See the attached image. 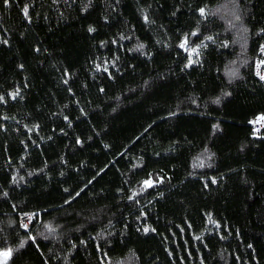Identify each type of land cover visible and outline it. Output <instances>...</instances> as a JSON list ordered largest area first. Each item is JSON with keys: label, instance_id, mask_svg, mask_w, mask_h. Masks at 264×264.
<instances>
[{"label": "trees", "instance_id": "16d2710c", "mask_svg": "<svg viewBox=\"0 0 264 264\" xmlns=\"http://www.w3.org/2000/svg\"><path fill=\"white\" fill-rule=\"evenodd\" d=\"M226 1L0 0L1 264H264V0Z\"/></svg>", "mask_w": 264, "mask_h": 264}, {"label": "built area", "instance_id": "2783aa9c", "mask_svg": "<svg viewBox=\"0 0 264 264\" xmlns=\"http://www.w3.org/2000/svg\"><path fill=\"white\" fill-rule=\"evenodd\" d=\"M251 70L253 77L264 87V79H261V77L264 76V29L260 33ZM250 130L254 136H259L264 132V115H257L251 119ZM34 219L33 212H21L17 216L18 227L21 230H27Z\"/></svg>", "mask_w": 264, "mask_h": 264}, {"label": "rangeland", "instance_id": "374dc122", "mask_svg": "<svg viewBox=\"0 0 264 264\" xmlns=\"http://www.w3.org/2000/svg\"><path fill=\"white\" fill-rule=\"evenodd\" d=\"M235 11H236V9H235V6L233 4V1H228L227 0L226 2H224L222 4L221 7H219L218 12H217V17L219 18L220 21H222L224 24H226V26L231 27L229 25V23L227 22L229 20L228 19H224L223 16H226V18H229L230 17L229 18V19H231L230 21L233 20L235 22V20L238 19V18H236L234 16L235 15ZM238 25L239 24L236 25L237 28L235 29V32L236 33H235V36H234L235 40L233 42H234V45L238 48V50L241 52L244 49V44H243V39H244L243 38V35H244V32H243L242 28L240 26H238ZM231 29L234 32V26L231 27ZM231 74H233V73H231ZM224 75L227 76V77H231V78L234 77V76L229 75L228 73L227 74H224ZM6 255H7V250L6 249L0 250V264L3 263Z\"/></svg>", "mask_w": 264, "mask_h": 264}, {"label": "snow or ice", "instance_id": "6c2138e0", "mask_svg": "<svg viewBox=\"0 0 264 264\" xmlns=\"http://www.w3.org/2000/svg\"><path fill=\"white\" fill-rule=\"evenodd\" d=\"M25 13L27 14V9H25ZM200 13H201V15H204V9H200ZM89 30L92 31V29H89ZM209 39H211V38H209ZM184 46H185L184 44H181V45H180V47H184ZM141 47H143V46L141 45ZM261 79H264V76H262ZM0 99H2V98H0ZM145 183H146V184H150L149 181H146ZM25 226H26V225H25Z\"/></svg>", "mask_w": 264, "mask_h": 264}]
</instances>
